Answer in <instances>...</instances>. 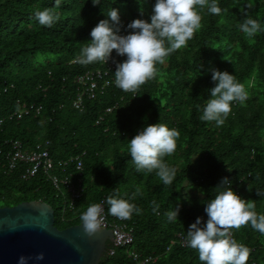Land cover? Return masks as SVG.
Returning <instances> with one entry per match:
<instances>
[{"label": "trees", "instance_id": "obj_1", "mask_svg": "<svg viewBox=\"0 0 264 264\" xmlns=\"http://www.w3.org/2000/svg\"><path fill=\"white\" fill-rule=\"evenodd\" d=\"M154 2L61 0L56 5L55 0H0V203L43 200L54 207L55 224L64 228L82 222V213L93 203L104 201L109 212V195L133 199L143 209L126 219L134 240L127 246L112 243L114 252L108 248L101 264H137L147 257L151 259L143 264H204L184 238L197 216L206 221L203 201L215 196V186L224 176L240 194L255 199L258 212H264V197L257 193L264 190V32L249 37L239 28L248 16L264 24V0H219L222 12L214 15L204 9L202 26L187 46L157 65L156 78L136 93L112 82L92 97L86 94L81 108L74 106L77 75L106 66L101 61L87 65L76 61L104 11L118 8L122 31H127L128 22L141 15V7L149 17ZM45 7L59 14L51 27L40 25L34 16L35 10ZM113 57L126 58L115 50ZM212 67L233 72L249 93L245 102H233L223 125L200 119L208 89L216 83ZM24 104L35 108L19 117ZM157 121L180 131L176 151L164 157L177 169L170 185L155 171H138L128 150L129 139ZM11 139H20L25 147L48 141L46 147L57 164L53 172L82 179L84 190L72 207L67 187L58 189L49 180L51 171L42 169L24 178L23 165L9 169ZM78 154L84 162L82 175L75 162L64 169L59 165ZM137 188L141 191L132 198ZM152 201L160 205L158 212ZM177 205L179 219L169 222L166 212ZM233 233L251 249L247 264H264V233L250 223Z\"/></svg>", "mask_w": 264, "mask_h": 264}, {"label": "clouds", "instance_id": "obj_2", "mask_svg": "<svg viewBox=\"0 0 264 264\" xmlns=\"http://www.w3.org/2000/svg\"><path fill=\"white\" fill-rule=\"evenodd\" d=\"M100 2L92 0L93 4ZM60 3L61 0H55L56 5ZM204 9L214 15L222 12L219 0H155L149 17L144 16V8L141 7V15L128 22L127 31H122L124 23L120 11L111 7L91 29V39L82 46L76 61L87 65L98 61L107 63L113 59L116 61V86L125 92L136 93L146 81L156 78L157 65H163L170 54L187 46L202 26ZM34 16L40 25L49 27L59 19V14L51 7L35 10ZM239 28L249 37L264 32V24L251 16L246 17ZM113 50L126 58L117 61ZM209 71L216 83L208 89L210 96L202 107L200 119L223 125L233 102H245L249 93L245 83L238 80L233 72L218 67ZM179 136V129L166 123L145 124L129 139L132 163L138 171H155L165 185L172 184L177 169L164 157L176 151ZM232 184L228 176L221 178L215 186L218 189L215 196L203 201L206 221L203 216H197L186 231V245L198 251L199 260L204 264H247L251 249L235 238L233 229L250 223L253 229L264 233V212H258L255 199L246 198ZM140 191L137 188L131 197ZM257 193L264 197V190L257 189ZM107 203L110 213L122 219H130L133 213L143 212L131 198L109 195ZM151 203L153 211L158 212L160 205L156 201ZM180 208L181 205H177L166 212L169 222L179 219ZM102 213V204L89 205L82 213L86 230L90 233L98 230ZM44 258L42 251L34 257L20 255L17 264H29V261L39 264Z\"/></svg>", "mask_w": 264, "mask_h": 264}, {"label": "water", "instance_id": "obj_3", "mask_svg": "<svg viewBox=\"0 0 264 264\" xmlns=\"http://www.w3.org/2000/svg\"><path fill=\"white\" fill-rule=\"evenodd\" d=\"M113 241L111 228L90 233L84 221L59 228L54 207L40 199L0 206V264H17L20 255L41 251L45 258L39 264H101Z\"/></svg>", "mask_w": 264, "mask_h": 264}, {"label": "built area", "instance_id": "obj_4", "mask_svg": "<svg viewBox=\"0 0 264 264\" xmlns=\"http://www.w3.org/2000/svg\"><path fill=\"white\" fill-rule=\"evenodd\" d=\"M105 63V62H103ZM102 63V64H103ZM106 66L89 70L83 74H79L76 77V82L79 83L78 92L73 100L74 106L81 108L83 100L86 94L90 97L95 95V91L99 89L103 90L115 83V75L111 72L116 68V61L110 59ZM24 109L18 112V116L21 117L24 113H29L35 108L34 104L28 106L24 104ZM41 110V106L36 107L37 113ZM8 148L6 155L7 166L10 170L23 165V177L29 178L35 176L40 170L51 171L49 174V180L53 183L56 188H60L62 185L67 187L70 193L69 205L72 207L77 198L82 195L84 185L82 179L79 177L75 181L71 175H60L57 172H53L57 168L55 160L50 156L49 150L46 147L48 141L40 142L35 147H25L24 143L20 139H11L8 142ZM1 151V148H0ZM75 162L76 169L79 171V175H82L84 168V162L81 154L71 157L69 160L59 161V165L64 167L69 162ZM60 167L61 170H63ZM239 192V191H237ZM240 193V192H239ZM102 204L103 213L100 227L111 228L114 234V246H127L130 245L134 240L133 228L128 225L126 219H122L108 212V209L104 201L99 202ZM111 252H114L113 248L110 247ZM135 258H138V254L132 252ZM151 258L147 257L143 261L138 260L137 264H143L149 261Z\"/></svg>", "mask_w": 264, "mask_h": 264}, {"label": "flooded vegetation", "instance_id": "obj_5", "mask_svg": "<svg viewBox=\"0 0 264 264\" xmlns=\"http://www.w3.org/2000/svg\"><path fill=\"white\" fill-rule=\"evenodd\" d=\"M4 205H9V204H5V203H0V206H4ZM10 206H12V205H10ZM112 243H108V245H107V247H106V251H107V249L108 248H110V245H111ZM105 253V252H104Z\"/></svg>", "mask_w": 264, "mask_h": 264}]
</instances>
